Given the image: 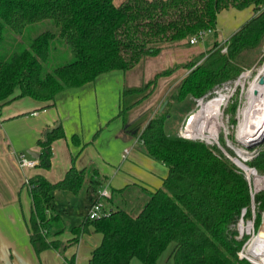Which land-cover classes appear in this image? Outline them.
I'll return each mask as SVG.
<instances>
[{"label":"trees","instance_id":"1","mask_svg":"<svg viewBox=\"0 0 264 264\" xmlns=\"http://www.w3.org/2000/svg\"><path fill=\"white\" fill-rule=\"evenodd\" d=\"M246 7L252 8L253 15L222 44L214 42L202 52L200 62L174 64L122 91L120 114L126 118L130 108L150 96L160 77L179 67L189 70L170 87L164 109L155 110L139 134L143 151L167 168L161 186L136 190L132 184L112 189L107 200L113 208L105 216L86 217L73 227L68 245L88 227L101 234L86 264H129L134 258L142 264H156L170 243L173 264H252L238 257L246 237L237 239L234 228L243 208L250 216L244 175L204 142L166 133L165 123L173 103L208 95L215 85L242 70L239 58L245 50L264 43V0H123L119 4L113 0H0V48L6 44V33L20 35L27 26L43 20L54 26L33 37L28 48L17 49L19 42L12 40L0 52V106L21 97L52 101L65 88L80 86L110 70H129L145 56L157 55L164 45L187 38L189 42L192 35L214 30L223 9ZM56 42L66 45L73 59L46 70L43 62ZM63 136L61 124L44 131L37 140L41 147L37 167L49 168L50 145ZM71 139L75 141L76 135ZM249 164L264 173V153ZM28 181L30 243L35 252L55 246L42 234L57 218L47 214L53 192L78 193L87 181L93 195L100 183L86 177V168L78 170L73 165L57 182L41 174ZM137 198L142 206L133 213L130 207ZM253 201L254 225L258 226L264 191L255 193Z\"/></svg>","mask_w":264,"mask_h":264},{"label":"crops","instance_id":"2","mask_svg":"<svg viewBox=\"0 0 264 264\" xmlns=\"http://www.w3.org/2000/svg\"><path fill=\"white\" fill-rule=\"evenodd\" d=\"M253 13L252 10L247 17ZM171 45H164L155 56H145L129 70H110L80 86L65 88L52 101L21 97L0 106V264H86L92 249L101 241V234L88 227L75 243L68 245L74 237L73 227L86 218L97 192L92 195L86 181L78 193L53 192L47 214L57 218L47 231L42 229V234L46 241H54L55 246L35 252L30 243L32 198L28 179L36 174L54 183L72 165L78 170L86 168L87 178L100 180L97 190L106 186L111 195L112 189L132 184L136 190L161 186L167 168L143 151L139 134L154 113L158 99L165 97L169 88L189 70L179 67L160 77L150 96L130 108L126 118L120 114L121 95L124 89L147 82L155 73L182 64L190 54L204 52L166 51ZM57 124H61L64 136L50 145L49 168L20 166V154L38 162L41 147L37 140ZM72 135H76L75 141ZM29 151L38 157L31 156ZM108 202L109 208H113V203Z\"/></svg>","mask_w":264,"mask_h":264},{"label":"rangeland","instance_id":"3","mask_svg":"<svg viewBox=\"0 0 264 264\" xmlns=\"http://www.w3.org/2000/svg\"><path fill=\"white\" fill-rule=\"evenodd\" d=\"M121 1L123 0H113L115 4H119ZM251 12V8L228 9L217 16L216 32L214 30L205 31L201 37L197 38L195 43L190 44L187 38L183 42L171 45L166 51L184 49L183 51L188 54L191 52V50L196 49L206 51L212 48L214 42L217 44H222L225 39L231 35V33L236 31L242 23L249 19L247 15ZM53 27L52 21L43 20L27 26L24 32L20 35L12 36L6 33V44H3L4 48H0V52H4L7 49L5 48V46L8 45L7 42L10 43L12 40H17L19 42L15 43L17 45V49L28 48L33 37L46 29H53ZM8 37H10L11 40H9ZM222 51H225V48H223ZM58 54L59 58H57ZM175 54L173 57L177 56V54ZM72 59L73 56L69 52L68 47L64 44L56 42L55 48L50 49L48 59L43 62V68L50 70L55 65L70 61ZM202 59L203 56L201 54H190L184 59V61H182V63H185L188 60L200 62ZM263 60L264 43L259 47L245 50L239 58L242 70L237 75L222 81L218 85H215L211 93L208 95L200 98L187 97L181 102L173 103L169 109V114L165 123L166 133L176 134L191 140L202 141L208 147H210L214 153L225 157L230 163L238 168V170L244 175V178L247 182L249 195L250 191L253 192V194L264 191V173L253 165L249 164V162L255 161L257 158H259L260 153H264V132L257 135L255 138H242L238 135V128L241 121L240 112L246 103L245 93L247 91V87L255 78L257 70L262 64ZM183 69L185 70V68ZM243 74L246 75L244 82L238 83L239 78ZM215 93L221 94L225 100H223V102L220 104V113L214 115L212 118H209L206 131L204 133H200L197 130L199 129L202 119L197 117L189 125L188 119L192 113L199 109V104L207 101V99L215 95ZM164 100L165 97H160L158 99L156 104L153 106L154 111L160 109ZM250 200V216L246 217V211L243 208V216L241 219L237 220V223H235L234 226L237 239L243 236L246 237L242 244V246L245 248L248 247L253 238L256 237L262 228L264 217L263 210L258 226L254 225V219L256 216V203L253 201V197H250ZM107 201H105L107 204V206L105 204V207L110 209V204L109 202L107 203ZM141 206L142 200L137 198L136 201L132 203L130 208L131 211L135 213L140 209ZM172 246L173 244L170 243L166 247V249L157 259L156 264H173L172 258L169 257ZM131 262V264H141V262L136 258H134Z\"/></svg>","mask_w":264,"mask_h":264},{"label":"bare ground","instance_id":"4","mask_svg":"<svg viewBox=\"0 0 264 264\" xmlns=\"http://www.w3.org/2000/svg\"><path fill=\"white\" fill-rule=\"evenodd\" d=\"M245 78L246 75L243 74L239 78L238 83H243ZM245 98V106L240 112L241 121L238 128V135L242 138H255L257 135L264 132V60L258 68L255 78L247 87ZM223 100H225V98H223L221 94L215 93V95L207 99V101L199 104V109L190 115L188 125L192 123L195 118L200 117L202 121L197 131L204 133L209 118L220 113V104ZM248 251L259 256L261 260H264V217L262 228L253 239Z\"/></svg>","mask_w":264,"mask_h":264},{"label":"built area","instance_id":"5","mask_svg":"<svg viewBox=\"0 0 264 264\" xmlns=\"http://www.w3.org/2000/svg\"><path fill=\"white\" fill-rule=\"evenodd\" d=\"M203 33H205V32L201 31L198 34L192 35L189 38V43L190 44L195 43L197 38L201 37L203 35ZM18 164L22 167H34L37 164V160L34 158H28V157H26L25 154H20L18 156ZM253 195H254L253 192L250 191V197L251 198L253 197ZM110 196H111L110 191L106 186L98 189L97 192L95 193V199L92 200V202L89 205L86 217H88L89 219H97V218L105 216L108 213L109 209L105 207L104 201H107V199H109ZM243 211H244V209H242L238 220L242 218ZM250 244L248 245L247 248H245L244 246H242L240 248V250L237 252L238 257L247 259L252 264H264V260H261V258L259 256H256V255H254L248 251Z\"/></svg>","mask_w":264,"mask_h":264},{"label":"water","instance_id":"6","mask_svg":"<svg viewBox=\"0 0 264 264\" xmlns=\"http://www.w3.org/2000/svg\"><path fill=\"white\" fill-rule=\"evenodd\" d=\"M166 102H167V100H164V101H163V103H162V105H161V107H160L159 110H162V108L165 106ZM29 153H30L31 156H34V157H36V158L38 157V154L35 153V152H33V151H29Z\"/></svg>","mask_w":264,"mask_h":264}]
</instances>
